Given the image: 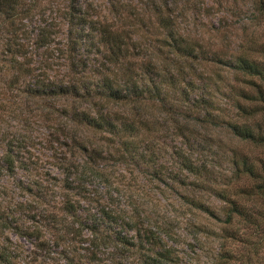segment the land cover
Here are the masks:
<instances>
[{
	"label": "trees",
	"instance_id": "obj_1",
	"mask_svg": "<svg viewBox=\"0 0 264 264\" xmlns=\"http://www.w3.org/2000/svg\"><path fill=\"white\" fill-rule=\"evenodd\" d=\"M84 1L66 0V7L57 8L58 16L64 20L68 31L66 40L58 47L47 46L52 42L50 34L54 23L52 18L43 16L42 12L39 17L41 24L35 28H26L25 31L29 32L22 36L23 42L16 41L14 36L8 38L3 51L5 60L12 64L10 68L17 70L9 80L10 86H14L16 92L48 101L67 96L72 99L70 105L60 106L57 129L62 140L59 139L58 142L63 146L69 144L73 150L83 151L86 158L77 163L66 162L64 160L67 157L62 155L59 157L61 161H57L62 174V193L59 201L61 213L56 221L64 233L82 236L85 231L89 234L86 240L93 262L103 261L98 253L106 250L105 255L110 263L105 264H115L116 256L125 254L136 257L139 264H179L176 247L178 242L168 231L164 236L162 233L165 230L160 225L148 224L147 227H142L131 211L123 215L112 204L108 195L111 193L99 189L98 184L106 188L111 184L101 160L105 162L113 156L112 148L115 143L120 144L116 161L133 163L140 160L154 163L153 159L157 156L156 145L146 141L141 148L137 133L141 129H145L147 134L154 133L160 124V117L153 115V107L149 109L143 106V94L147 92L151 97H156L160 88L152 79L166 76L172 69L177 74L179 62L198 57L200 51H196L193 45L185 42L183 36L172 29L174 17L171 12L175 0H147L146 4L152 7L159 18L160 26L168 29L161 41L168 47L157 51L171 59V62L176 59L179 62L175 67L164 68L156 62H146L143 74L126 73L122 80H118L116 76L110 77L104 73L110 68L107 63L119 64L129 54L127 40L130 30L122 24L126 18L122 12L124 5L120 0H108L106 7L112 15L109 19L103 12L102 6L105 5L101 2ZM22 2L23 0H0L2 24L14 25L20 14L18 6ZM35 5V1L29 2L22 11L30 14ZM258 10L264 19V0H258ZM32 31H35L34 35H31ZM45 46L46 53L37 52L41 58L32 66V49L37 51ZM137 54L138 51L132 52L133 57ZM60 58L65 59V64L62 65L68 74H62L57 83L51 82L47 79L46 70L53 63V59ZM228 65L231 69L239 70L245 77L244 85L238 88L240 93L236 97L237 113L240 112V115L234 121L227 122V128L233 138L238 137L241 141L253 143L263 149V158L255 160L256 158L251 159L244 154L238 159L234 151L230 176L223 179L226 180L222 181L223 187H217L214 156L209 153L212 159H207L202 155H206L205 145L209 136L200 137L189 126L192 122L205 124L210 116L218 118V107H213L211 92L190 97L182 90L178 96L181 104L176 108L172 103L163 106L168 103L169 97L166 98V95L159 107V111L165 114L164 124H161L165 129L163 134L171 135L175 140L180 138V144L172 150L174 160L168 168L159 167L150 174H154L155 180L162 181L172 190L173 183H177L176 186L183 191L180 198L197 211L198 217L204 219V222L200 221L197 225L198 232L203 236L212 235V226L219 229L218 233L214 231L218 236L219 246L211 264H264L259 255V250L264 245V211L260 208L264 205V62L237 56ZM131 68L129 64L125 70L130 71ZM146 70L150 72L147 73ZM96 74H100V77L97 78ZM142 77L151 82V87L138 84ZM192 82L193 80L188 81V84L192 85ZM101 101L123 104L128 107L129 113L114 111L109 114L104 110L105 105ZM195 110L198 112L194 115ZM82 128H88L98 140L92 141L89 137H83L80 131ZM191 136L200 140L198 149H192L188 140ZM18 162L20 161L15 158L11 143L7 142L0 163V173H13ZM203 190H208L213 198L223 202L221 218L210 213L212 211L207 204L208 199L204 198ZM228 191H232V194L229 195ZM210 217L213 219L208 220Z\"/></svg>",
	"mask_w": 264,
	"mask_h": 264
},
{
	"label": "rangeland",
	"instance_id": "obj_2",
	"mask_svg": "<svg viewBox=\"0 0 264 264\" xmlns=\"http://www.w3.org/2000/svg\"><path fill=\"white\" fill-rule=\"evenodd\" d=\"M33 1L36 5L30 14L22 11V8H27L29 2ZM96 1L105 5L102 6L103 12L110 19L112 15L106 7L108 0ZM146 1L120 0L124 5L122 12L126 16L122 24L124 28L130 30L127 31L129 33L127 43L130 48L129 54L121 63L116 65L107 63V67L110 68L104 73L110 77L116 76L118 80H122L126 73L143 74L146 62H156L161 68L175 67L179 62L178 59L171 62V59L157 51L167 49L168 46L161 41L168 29L160 26L158 16ZM18 7L20 14L16 17L14 25L2 24L0 20V163L7 142L11 143L12 152L20 161L13 173H0V264L110 263L105 255L106 250L98 253L103 261H91L86 240L89 235L87 232L83 231L82 236L64 233L56 221L61 213L59 201L62 193L60 186L62 174L57 161H61L59 157L62 155L67 157L64 160L66 162L77 163L86 158L83 151L73 150L69 144L63 146L58 142L59 139L62 140L57 129L60 106L70 105L71 97L48 101L16 92L15 87L10 86L9 80L12 73L17 70L10 68L12 64L5 60L3 53L8 38L14 36L16 41L23 42L22 36L29 32L25 31L26 28H35L41 24L39 17L42 12L43 16L52 18L54 23L50 34L52 42L47 46L61 45L66 40L68 31L66 23L58 16L57 8L66 7V0H23ZM172 9L174 17L172 29L181 34L184 41L193 45L200 53L194 59L180 61L177 74L175 69H172L166 76L154 77L152 80L160 88L156 97H151L147 92L143 94V106L149 109L153 107L155 111L153 115L160 117V124L152 134H147L145 129L139 130L137 139L141 140V148L146 141L156 145L157 156L153 159L155 161L152 164L140 160L133 163L116 161L120 144L115 143L112 148L113 156L105 162L101 160L111 184L107 188L101 184L98 186L99 189L111 193L108 195L112 204L123 215L131 211L142 227H147L148 224L160 225L165 230H162L164 236L168 231L178 242L176 247L179 264H211V259L219 246L216 235L220 232L219 229L212 226V230L210 229L212 235L203 236L198 232L197 225L200 221L204 222V219L198 217L197 211L191 209L186 202L184 203L185 200L180 198L183 191L176 186L177 183H173L172 190L162 181L155 180L154 174H150L159 167L168 168L170 162L174 160L172 150L180 144V138L175 140L171 135L163 134L165 129L161 124H164L165 114L159 111V107L162 106L166 95V98L169 97L168 103L163 106L172 103L176 108L181 104L178 96L182 90L190 97L211 92L213 107H218L216 113L220 115L218 114V118L208 117L207 123L202 125L192 122L189 127L200 137L209 136L205 145L206 155H202L207 159H212L209 153L214 156V178L217 187H223L222 181H226L223 179L230 176L234 151L238 159L244 154L251 159L256 158L255 160L263 158V149L253 143L241 141L238 137L233 138L226 124L240 115V112L237 113L236 101L237 94L240 93L238 88L244 85L245 77L239 70L231 69L228 62L237 56L264 62V19L258 10V0H175ZM12 28L14 30L10 31ZM34 34L35 31H32L31 35ZM47 46L37 51L32 49V66L41 58L39 53H46ZM137 51L138 54L133 57L132 52ZM53 60L46 70L47 79L57 83L60 76L68 74V71L62 65L65 64V59ZM129 64L132 68L130 71L125 70ZM149 72L150 70L147 73ZM96 77L99 78L100 74H96ZM139 80L138 84L141 86L151 87L149 86L151 82L146 78L142 77ZM191 80L192 85L188 84ZM173 97L175 99L172 100ZM101 103L105 105L104 110L109 114L114 111L129 113L128 107L123 104L112 101ZM197 112L195 110L194 115ZM80 131L83 137H89L88 139H93L92 141L98 140L88 128H82ZM188 140L192 149L200 147V140L192 136L188 137ZM207 191L203 190V195L208 199L207 204L212 211L210 213L221 218L223 202L213 198ZM228 193L231 195L232 191ZM260 208L264 211V205ZM210 219L213 218H208ZM168 242L171 243V240L168 239ZM259 255L264 261V245L259 250ZM116 261L115 264H139L136 257L126 254L117 255Z\"/></svg>",
	"mask_w": 264,
	"mask_h": 264
}]
</instances>
